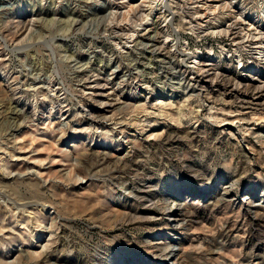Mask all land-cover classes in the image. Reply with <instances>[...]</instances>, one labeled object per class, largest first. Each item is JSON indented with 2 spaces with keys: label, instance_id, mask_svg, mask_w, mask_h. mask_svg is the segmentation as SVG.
Returning a JSON list of instances; mask_svg holds the SVG:
<instances>
[{
  "label": "rangeland",
  "instance_id": "1",
  "mask_svg": "<svg viewBox=\"0 0 264 264\" xmlns=\"http://www.w3.org/2000/svg\"><path fill=\"white\" fill-rule=\"evenodd\" d=\"M0 33V264H264V0H0Z\"/></svg>",
  "mask_w": 264,
  "mask_h": 264
},
{
  "label": "bare ground",
  "instance_id": "2",
  "mask_svg": "<svg viewBox=\"0 0 264 264\" xmlns=\"http://www.w3.org/2000/svg\"><path fill=\"white\" fill-rule=\"evenodd\" d=\"M30 1H34V0H30ZM50 1V0H49ZM142 6V5H141ZM135 8V7H134ZM142 8V7H141ZM112 9H114V10H116L115 12H113V13H111L112 14V17H116V15H117V11L120 9V6L119 5H116L115 4V6H113L112 7ZM140 11V10H139ZM149 14H147V15H145L144 17H143V19H142V21L143 20H145L146 18H148L149 16H151L152 15V11L151 12H148ZM118 16V15H117ZM124 19V18H123ZM139 19H140V17H139ZM157 19V18H156ZM163 19L166 21V18H164L163 17ZM111 20V19H110ZM163 20V21H164ZM13 22V21H12ZM120 22V21H119ZM13 23H16V25L15 24H12L11 23V30L13 31V29H15L14 30V33L12 32V38H16V37H18V36H21L24 32H25V30H26V23L25 22H21V21H16V22H13ZM31 24V23H30ZM10 25V24H9ZM15 25V27H12V26H14ZM29 25V24H28ZM141 24H139L138 26H140ZM30 28H29V31L31 30V26H29ZM202 27V26H201ZM134 28V27H133ZM199 28V27H198ZM28 30V29H27ZM127 30V29H126ZM8 31V30H7ZM10 31V30H9ZM128 31V30H127ZM200 31V30H199ZM11 32V31H10ZM130 32H132V33H134V32H136V29H130ZM0 35L2 36V38L3 39H6V37L9 35H6V36H4L5 34H2V33H0ZM138 36V35H137ZM251 37V36H250ZM128 39L130 38V39H132L133 38V34L132 35H130V34H128V37H127ZM138 38V37H137ZM136 38V39H137ZM135 39V40H136ZM260 50V49H259ZM264 51V50H263ZM258 52V51H257ZM2 53L3 52H0V57H2ZM261 53V52H260ZM258 54H259V52H258ZM263 54V53H262ZM261 56V55H260ZM15 109V108H14ZM172 264H174V263H172Z\"/></svg>",
  "mask_w": 264,
  "mask_h": 264
}]
</instances>
